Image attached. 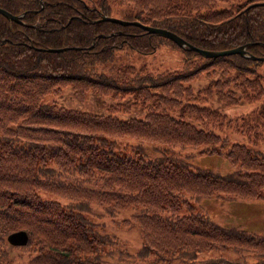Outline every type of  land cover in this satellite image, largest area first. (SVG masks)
Here are the masks:
<instances>
[{
    "label": "trees",
    "instance_id": "trees-1",
    "mask_svg": "<svg viewBox=\"0 0 264 264\" xmlns=\"http://www.w3.org/2000/svg\"><path fill=\"white\" fill-rule=\"evenodd\" d=\"M20 14L0 12V264H11L7 234L24 229L16 264H264V232L225 224L194 207L201 197L264 198V151L227 127L264 139V98L235 121L217 107L264 93V0H0ZM163 26L203 48L246 44L238 52L204 56L137 23ZM164 43L180 47L178 68L130 63L105 66L116 48L144 53ZM50 47L60 49H50ZM104 69H99L98 66ZM200 72L209 81L194 90ZM70 84L130 97L140 113L108 112L44 102ZM240 118V119H238ZM203 143L225 155V171L192 165L174 146ZM199 206V205H198ZM129 207L128 215H114ZM137 224L131 250L108 229ZM218 249V254L199 256ZM231 250L233 254L223 251Z\"/></svg>",
    "mask_w": 264,
    "mask_h": 264
},
{
    "label": "rangeland",
    "instance_id": "rangeland-1",
    "mask_svg": "<svg viewBox=\"0 0 264 264\" xmlns=\"http://www.w3.org/2000/svg\"><path fill=\"white\" fill-rule=\"evenodd\" d=\"M182 49L177 46H171L164 43L158 44L154 50L149 52H138L132 47L125 46L123 48L115 49L114 58L107 62L105 66L116 63H130L135 67L144 65L150 70H159L166 67L178 68L182 63ZM99 69H104L103 66H98ZM209 81L208 75L200 72L197 76L187 80L191 84L194 90L202 87ZM264 98V93L260 98L252 100H240L236 103H223L216 98H200L199 101L208 103L214 107H217L221 112L225 113L228 117L235 121L241 113H245L252 109H255L260 105L261 99ZM42 100L44 102H54L56 104L75 107L79 109H86L98 112H108L109 103L120 101L128 103L126 109H114L113 111L119 116H127L131 114L140 113V105L138 102H132L130 97H117L109 94L100 95L87 90L82 98L74 94L70 84H64L61 86L58 92H48L43 95ZM240 119V118H238ZM245 130V129H244ZM244 130H236L230 127L225 129V133L228 137L227 142L232 140H239L245 142L247 145L257 147L264 151V139L259 137L257 141L252 140L254 133L250 131L248 134ZM203 143L195 145H185L182 148L178 146L173 147V151L179 155H186L187 159L192 165L206 166L214 169L225 171L232 167L230 160L218 152H207L201 150ZM199 205V206H198ZM202 210L208 212L217 221L225 224L239 223L247 228L264 232V198L253 199H222L214 196L201 197L197 201L196 206ZM129 207L121 209L114 216L121 218L122 216L129 214ZM108 229L114 231L117 236L123 241L128 248L135 250L141 243L140 230L135 223L129 225L119 223L117 221H110L108 223ZM10 250L11 264L17 263V253L21 250L13 245H8ZM218 249H210L200 252L199 256H205L208 254H218ZM225 254H233L231 250L223 251ZM158 264H164L158 262Z\"/></svg>",
    "mask_w": 264,
    "mask_h": 264
},
{
    "label": "water",
    "instance_id": "water-1",
    "mask_svg": "<svg viewBox=\"0 0 264 264\" xmlns=\"http://www.w3.org/2000/svg\"><path fill=\"white\" fill-rule=\"evenodd\" d=\"M0 12L3 15H5L6 17L11 18V19L18 20L20 18V14L13 13V12L7 10L6 8L2 7V6H0ZM101 18L115 20V21H118L120 23H137L141 27H143L144 29H146L150 32H155L156 34H160V35L169 37L180 47H183L186 49L197 50L198 52H200L204 56H216L218 54H227V53H231V52H238V53H241L244 55H248L247 50H246V44L247 43H241V44H238V45H235L232 47L221 48V49L203 48V47H199V46L189 42L188 40L183 38L181 35L177 34L175 31L168 29L166 27H163V26H157V25H153V24H145V23H142L138 20H129V19H125V18L118 17V16H112V15H108V14H103L101 16ZM50 49H60V48L50 47ZM251 55H252V57H258V58L264 59V55H262V56H255L254 54H251ZM27 237H28V234H27L26 230H24V229L13 230L7 234V239L12 244H23L27 241Z\"/></svg>",
    "mask_w": 264,
    "mask_h": 264
},
{
    "label": "bare ground",
    "instance_id": "bare-ground-1",
    "mask_svg": "<svg viewBox=\"0 0 264 264\" xmlns=\"http://www.w3.org/2000/svg\"><path fill=\"white\" fill-rule=\"evenodd\" d=\"M103 19H105V18H103ZM109 20H111V19H109ZM113 21H115V20H113ZM118 22V21H117Z\"/></svg>",
    "mask_w": 264,
    "mask_h": 264
}]
</instances>
